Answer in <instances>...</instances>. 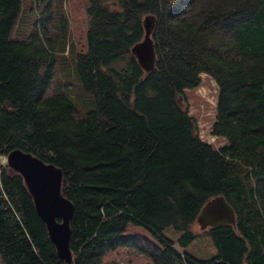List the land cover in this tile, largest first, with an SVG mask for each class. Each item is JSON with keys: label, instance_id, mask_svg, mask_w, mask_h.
<instances>
[{"label": "trees", "instance_id": "16d2710c", "mask_svg": "<svg viewBox=\"0 0 264 264\" xmlns=\"http://www.w3.org/2000/svg\"><path fill=\"white\" fill-rule=\"evenodd\" d=\"M61 9L62 0H0V264H68L23 178L1 161L13 149L62 172L73 205L69 264H117L104 256L119 248L146 264H264V0H86L87 50L74 61L84 109L65 80L68 64L66 83L55 79ZM146 15L148 72L131 53ZM203 75L216 85L210 133L226 141L219 147L177 103ZM217 196L235 225L204 229L215 254L198 260L163 230L179 231L186 246ZM129 224L149 236L127 233Z\"/></svg>", "mask_w": 264, "mask_h": 264}, {"label": "rangeland", "instance_id": "374dc122", "mask_svg": "<svg viewBox=\"0 0 264 264\" xmlns=\"http://www.w3.org/2000/svg\"><path fill=\"white\" fill-rule=\"evenodd\" d=\"M26 9L28 10V1H25ZM86 0H62V16L67 19L66 25V37H65V50L64 54H58L59 69L56 72L55 79L60 83H66L70 81L71 85H68L72 89V93L76 96V102L79 107L84 109L90 105V99L84 97L83 92L78 89L75 76H74V61L75 55L78 52H86L87 50V29H88V17L86 13ZM56 9L54 6L53 10ZM27 19H32L30 12L24 11ZM23 19H26L23 17ZM63 44V45H64ZM63 47L62 43L58 44L57 49ZM69 48V52H68ZM68 64V68L60 72ZM65 77V80H63ZM54 85V84H53ZM216 85L206 75L202 76L201 84L193 89L185 90V106L189 110V114L193 116L197 122L198 133L201 139L211 143L215 147H219L226 143L223 138L213 136L211 131V125L214 120L215 111V99H216ZM84 105V106H83ZM1 161H4L2 158ZM192 230L198 235L192 242L184 247H180L178 244V237L180 232L174 230L172 227L165 228L163 234L176 242V247L182 250L198 260H206L211 258L215 254V247L208 234L204 232V229L200 228L199 223L195 220L192 225ZM127 233H138L144 236H149V232L143 226L129 224V230ZM115 261L117 264H146L149 262L148 257L139 253L130 251L127 248H119L116 251H110L104 256V262Z\"/></svg>", "mask_w": 264, "mask_h": 264}, {"label": "water", "instance_id": "95a60500", "mask_svg": "<svg viewBox=\"0 0 264 264\" xmlns=\"http://www.w3.org/2000/svg\"><path fill=\"white\" fill-rule=\"evenodd\" d=\"M152 19L150 16H144L143 38L131 47V53L145 72L150 71L155 63L154 45L150 36ZM177 103L183 106L181 96L177 98ZM5 160L7 165L23 178L32 196L36 212L44 221L57 254L66 263H71L69 221L73 214V205L61 194L60 168L21 149L11 150ZM196 221L201 229L223 224L235 225L234 210L223 196H217L202 206Z\"/></svg>", "mask_w": 264, "mask_h": 264}]
</instances>
